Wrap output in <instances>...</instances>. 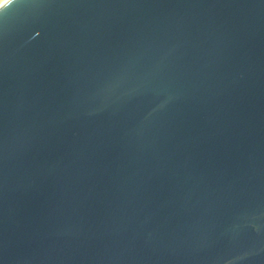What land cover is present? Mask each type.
I'll return each instance as SVG.
<instances>
[{
  "label": "water",
  "instance_id": "water-1",
  "mask_svg": "<svg viewBox=\"0 0 264 264\" xmlns=\"http://www.w3.org/2000/svg\"><path fill=\"white\" fill-rule=\"evenodd\" d=\"M0 264H264V0L1 3Z\"/></svg>",
  "mask_w": 264,
  "mask_h": 264
},
{
  "label": "bare ground",
  "instance_id": "bare-ground-1",
  "mask_svg": "<svg viewBox=\"0 0 264 264\" xmlns=\"http://www.w3.org/2000/svg\"><path fill=\"white\" fill-rule=\"evenodd\" d=\"M5 0H0V4L3 3Z\"/></svg>",
  "mask_w": 264,
  "mask_h": 264
}]
</instances>
